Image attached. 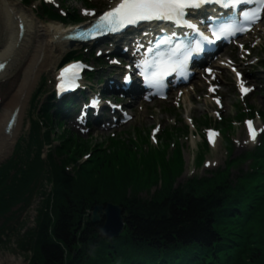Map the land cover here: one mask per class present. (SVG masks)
<instances>
[{
	"label": "rangeland",
	"instance_id": "374dc122",
	"mask_svg": "<svg viewBox=\"0 0 264 264\" xmlns=\"http://www.w3.org/2000/svg\"><path fill=\"white\" fill-rule=\"evenodd\" d=\"M12 1L19 4L28 18L44 27L62 25L64 28H79L120 0H26L29 5L23 0ZM261 16L251 34L237 41L236 47L225 49L215 63L213 78L194 79L189 84L192 90L186 100L190 103L188 109L183 98L173 97L174 93L170 94L173 98L168 102L148 103L130 101L118 90H104L106 83H98L104 81L101 75L107 72L104 71L106 59L102 57L108 55L105 52L109 47L104 49L102 44L84 49L66 47L53 70L38 77L31 90L30 104L22 113L20 132L11 143L9 153L0 160L1 164L13 160L31 164L36 158L41 161L37 176H41V180L32 187L34 194L31 204L24 209L20 204L10 211L17 217V225L13 230L3 231L0 260L11 256L16 260L20 258L21 264L33 262L36 231L40 223L47 219L53 223L59 204L56 198L58 193L72 195L77 201V210H81V215L89 221L93 207L117 205L115 202L121 201L116 198L118 196H137L148 200L166 195L172 189L182 188L187 191L191 189L198 196L213 191L219 197L247 195L253 200L257 199V206L248 219L239 222L233 220L223 226V231L229 248L240 249L235 264H249L248 257L252 254L260 261L258 264H263L264 11ZM3 24L0 22V41L4 40ZM95 50L99 52L94 54ZM91 54L96 58L90 59ZM28 57L19 54L13 67L8 69V74L1 80V98L8 95L11 81H18L23 76L19 72ZM70 59L79 61L94 75L97 84L91 81L90 85L102 105L101 111L106 113H103L104 116L112 114L120 117L116 119L117 122L111 123L108 119V124L101 127V122L91 116L82 122L79 91L74 97L63 100L61 112L52 107L56 106L52 95L58 68ZM232 70L239 72L241 80L235 82ZM240 84L250 89L243 96ZM209 89L213 91L209 93ZM90 98L91 94L87 99ZM3 110L0 103V118ZM63 113L67 117L61 122ZM247 122H252L256 132L254 141L249 138ZM209 132L215 133L213 142L209 141ZM121 160L123 163L118 168L112 164ZM104 162L109 170L112 165L115 170H122L125 178L133 167L137 168L132 181L127 178L131 186L125 190L119 179L110 181L104 172L99 174V178L92 177L96 181L100 179V185L89 183L88 186L90 174L98 175L95 167ZM147 165L153 167L152 171L143 174ZM100 166L102 169L104 165ZM15 175L16 170L11 169L10 180ZM103 183H108V186ZM119 183L122 187L120 195L111 193L99 199L102 190L107 187L112 191L110 186L118 187ZM4 223L5 220L0 218V227ZM1 264L7 263L3 261Z\"/></svg>",
	"mask_w": 264,
	"mask_h": 264
},
{
	"label": "trees",
	"instance_id": "16d2710c",
	"mask_svg": "<svg viewBox=\"0 0 264 264\" xmlns=\"http://www.w3.org/2000/svg\"><path fill=\"white\" fill-rule=\"evenodd\" d=\"M40 163L39 158L31 164L13 160L0 167V218L5 220L0 227V243L3 231L13 230L17 225V217L10 213L11 209L20 204L24 209L31 204L32 187L41 180V176L37 178ZM122 163L121 160L112 164L118 168ZM113 165L109 170L106 162L99 163L95 167L98 175L90 174L87 185H100V179L96 181L92 177L99 178L104 172L110 181L119 179L126 190L131 186L127 178L132 181L137 168L133 167L125 178L123 171L115 170ZM147 167L143 174L152 171V166ZM11 169L16 170L19 177L15 175L10 180ZM120 183L118 187L110 186L112 191L107 187L102 190L99 199L111 193L120 195ZM103 184L108 186V183ZM123 196L116 197L121 201L115 204L123 210L124 231L120 237L111 240L100 238L102 223L94 224L85 219L81 210H77V201L72 195L58 193L59 204L53 223L47 219L36 231V254L31 264H235L240 249L229 248L223 226L233 220L248 219L257 206V199L247 195L219 197L211 191L198 196L191 189L182 188L148 200ZM248 258L249 264L260 262L253 254Z\"/></svg>",
	"mask_w": 264,
	"mask_h": 264
},
{
	"label": "bare ground",
	"instance_id": "6f19581e",
	"mask_svg": "<svg viewBox=\"0 0 264 264\" xmlns=\"http://www.w3.org/2000/svg\"><path fill=\"white\" fill-rule=\"evenodd\" d=\"M0 22H4L3 26V36L4 40L0 41V62L7 63V68L5 72L0 74V85L2 84L1 80L6 77L8 74V69L12 68L16 62V57L21 54L28 57L26 63H24L23 69L19 72L22 77L18 81H11L10 91L7 96L4 98L0 97V103L2 104L3 116L0 118V160L3 159L10 150V145L15 141L17 134L20 132L23 112L26 111V107L30 104L31 90L38 81V77L45 73L46 71H51L60 61V56L64 49L67 47L64 38L67 34V30L62 25L54 27L53 25L43 26L34 20L28 18L24 11L19 7V4L13 2L12 0H0ZM211 15L209 10L200 9L191 11L190 19L195 26H202V24L208 19L207 17ZM19 25L24 26L23 38H19ZM69 31V32H70ZM147 32H143L140 36L134 37L131 41L132 51L138 56L143 46L144 41L147 40ZM1 37V36H0ZM124 50L116 49L110 50V52H105L108 55H104L102 58L106 59V67L104 69L111 72L110 70L117 71V68L108 63L110 57H115L116 53H122ZM28 54V55H27ZM23 59V58H21ZM18 60V59H17ZM221 67V65H218ZM106 72V71H105ZM126 72V70H125ZM234 76H237L238 72L233 71ZM10 73V72H9ZM100 73V72H99ZM213 75L215 73H212ZM105 77V75H101ZM7 79V78H5ZM116 82V80H112ZM8 83V82H7ZM80 95H84L86 92L93 93V87L88 84L82 83L79 86ZM110 88L120 89L115 86V84H110ZM107 90L108 88H103ZM8 90V89H7ZM192 90V86L183 87L177 92V96L183 98L186 108L190 106L189 94ZM212 91H209L211 93ZM2 101V102H1ZM88 105L84 104V101L81 103L80 109V119L82 122L86 121V118L89 117L90 113L84 107ZM18 110V117L16 126L10 133L6 135L5 128L7 123L13 116L12 114ZM188 111L186 112V117ZM113 114H116L113 112ZM119 119L117 115L108 114L107 119ZM94 120V119H92ZM7 264H21L22 260L18 258L17 260L14 257L6 256L3 260ZM0 260V264L3 262Z\"/></svg>",
	"mask_w": 264,
	"mask_h": 264
},
{
	"label": "snow or ice",
	"instance_id": "6c2138e0",
	"mask_svg": "<svg viewBox=\"0 0 264 264\" xmlns=\"http://www.w3.org/2000/svg\"><path fill=\"white\" fill-rule=\"evenodd\" d=\"M51 2V0H50ZM214 3L219 4L225 9L235 11L241 5H256L252 11L242 12L240 15L242 20L247 24H255L261 17V12L264 11V0H120L116 7L106 11L99 17L96 27L106 28L108 31L117 32L127 26H134L140 22L150 21H170L177 26H186L189 29H194L191 23H184L186 11L189 9H199L204 5ZM91 14V13H86ZM250 30L248 27L239 26L237 23L221 26L219 30L213 31V36L218 40L221 37L234 36L238 32ZM167 39L159 41L157 47L167 44ZM201 43L212 44L214 40H209L208 37L200 35V40L190 49H185L182 45H176L172 48L165 58V54H158V60L151 65L154 71L149 78V83L152 86H161L163 78L174 71H182L187 65L189 58L200 52ZM79 65H72L63 69L59 79L61 83L58 85V91L67 90L74 84L78 76ZM239 79V73H237ZM213 91V89H209ZM241 95L247 94L250 89L240 84ZM219 103V101H217ZM248 134L251 140H255L256 132L252 127L251 122H247ZM209 141L213 142L215 133L209 132Z\"/></svg>",
	"mask_w": 264,
	"mask_h": 264
},
{
	"label": "water",
	"instance_id": "95a60500",
	"mask_svg": "<svg viewBox=\"0 0 264 264\" xmlns=\"http://www.w3.org/2000/svg\"><path fill=\"white\" fill-rule=\"evenodd\" d=\"M92 210L89 221L94 224L102 222L100 238L113 239L123 232L122 209L118 206L107 204L101 207L95 206Z\"/></svg>",
	"mask_w": 264,
	"mask_h": 264
}]
</instances>
